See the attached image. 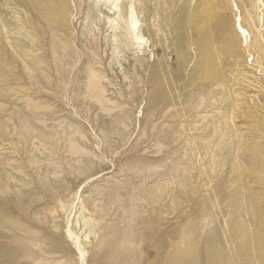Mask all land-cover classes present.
I'll list each match as a JSON object with an SVG mask.
<instances>
[{"label": "rangeland", "instance_id": "obj_1", "mask_svg": "<svg viewBox=\"0 0 264 264\" xmlns=\"http://www.w3.org/2000/svg\"><path fill=\"white\" fill-rule=\"evenodd\" d=\"M0 264H264V0H0Z\"/></svg>", "mask_w": 264, "mask_h": 264}, {"label": "bare ground", "instance_id": "obj_2", "mask_svg": "<svg viewBox=\"0 0 264 264\" xmlns=\"http://www.w3.org/2000/svg\"><path fill=\"white\" fill-rule=\"evenodd\" d=\"M114 10V9H113ZM114 24V23H113ZM240 30H241V28H240ZM242 31V30H241ZM234 46V45H233ZM97 82V81H96ZM89 85V84H88ZM88 88H89V86H88ZM92 91V90H91ZM93 92H95V91H93ZM98 92V91H97ZM93 94V93H92ZM94 94H96V93H94ZM101 96V95H100ZM100 98V97H99ZM102 99V98H101ZM99 100V99H98Z\"/></svg>", "mask_w": 264, "mask_h": 264}]
</instances>
